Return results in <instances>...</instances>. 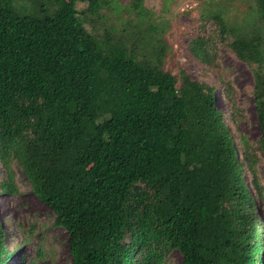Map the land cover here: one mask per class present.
<instances>
[{
    "label": "trees",
    "instance_id": "1",
    "mask_svg": "<svg viewBox=\"0 0 264 264\" xmlns=\"http://www.w3.org/2000/svg\"><path fill=\"white\" fill-rule=\"evenodd\" d=\"M232 1L209 2L215 27L189 48L218 70L225 47L252 74L260 137L240 151L232 85L219 78L225 115L217 86L166 68L167 24L143 0L127 20L108 17L118 0H0V193H18V168L66 232L70 264H167L172 251L182 264H264V0H245L241 23L224 16ZM14 250L0 222V264Z\"/></svg>",
    "mask_w": 264,
    "mask_h": 264
},
{
    "label": "rangeland",
    "instance_id": "2",
    "mask_svg": "<svg viewBox=\"0 0 264 264\" xmlns=\"http://www.w3.org/2000/svg\"><path fill=\"white\" fill-rule=\"evenodd\" d=\"M131 0H118L121 6L118 13L108 12V17L127 20L128 4ZM211 0H143L142 5L151 14V21L156 24H167L164 40L173 53L165 57L166 68L172 73L177 72V66L193 79L209 86H217L215 101L217 108L228 115L231 102L223 95L224 88L218 86L219 78L230 82L233 88L232 99L239 112L236 122L227 121L230 132L235 140V146L240 151L242 137L254 144L260 137L257 124L254 101L252 96L253 77L243 62L227 48L220 47L216 55L218 70L193 59L190 43L194 37H204L211 34L215 24L208 18L213 9L209 7ZM79 9L85 8L79 5ZM252 1L233 0L231 8L224 15L226 20L241 23L249 16ZM258 173L264 185V156L258 165ZM5 171L0 165V181L5 177ZM15 184L17 194L0 193V222L5 233V242L15 248L5 264H70L71 256L68 250L66 232L52 225L53 215L49 208L40 202L30 191L29 184L15 167ZM257 215L264 224V198L256 199ZM31 228L32 236L28 230ZM29 241L24 242V239ZM18 246V247H17ZM38 251H40L38 253ZM38 253V254H37ZM264 258V255H263ZM167 264H182L181 256L172 251Z\"/></svg>",
    "mask_w": 264,
    "mask_h": 264
}]
</instances>
